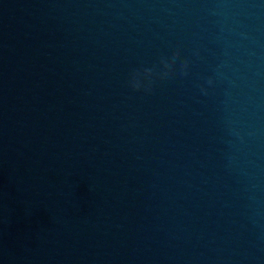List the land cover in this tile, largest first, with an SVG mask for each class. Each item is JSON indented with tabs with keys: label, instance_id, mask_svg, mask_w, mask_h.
I'll return each instance as SVG.
<instances>
[{
	"label": "water",
	"instance_id": "obj_1",
	"mask_svg": "<svg viewBox=\"0 0 264 264\" xmlns=\"http://www.w3.org/2000/svg\"><path fill=\"white\" fill-rule=\"evenodd\" d=\"M0 264H264V0H0Z\"/></svg>",
	"mask_w": 264,
	"mask_h": 264
},
{
	"label": "clouds",
	"instance_id": "obj_2",
	"mask_svg": "<svg viewBox=\"0 0 264 264\" xmlns=\"http://www.w3.org/2000/svg\"><path fill=\"white\" fill-rule=\"evenodd\" d=\"M176 55L178 56L179 53L177 52ZM169 61H170V63H169ZM162 63H164V66H165V69L166 70H171L172 64L175 63V56H169V57H167L166 60L162 61ZM186 66L187 65L185 63V67ZM145 74L148 75V76H151L152 69H145ZM135 75H138V73L135 74ZM135 75H134V78H133V87L139 88L141 85H140L139 81L135 79Z\"/></svg>",
	"mask_w": 264,
	"mask_h": 264
}]
</instances>
